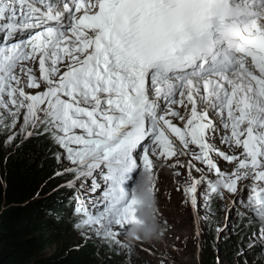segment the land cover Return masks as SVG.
Returning <instances> with one entry per match:
<instances>
[{"label": "snow or ice", "instance_id": "snow-or-ice-1", "mask_svg": "<svg viewBox=\"0 0 264 264\" xmlns=\"http://www.w3.org/2000/svg\"><path fill=\"white\" fill-rule=\"evenodd\" d=\"M0 134L12 148L51 136L74 228L129 264L139 172L189 157L183 192L196 212L199 191L201 224L223 232L211 205L231 200L229 217L261 224L238 264L256 248L264 264V0H0Z\"/></svg>", "mask_w": 264, "mask_h": 264}, {"label": "trees", "instance_id": "trees-1", "mask_svg": "<svg viewBox=\"0 0 264 264\" xmlns=\"http://www.w3.org/2000/svg\"><path fill=\"white\" fill-rule=\"evenodd\" d=\"M53 148V140L46 134L28 138L16 148L0 149V264H125L120 263L114 250L109 249L111 258L99 259V252L92 246L74 242L78 220L73 215L69 218L66 202L50 204L52 196H45L44 186L57 169ZM37 192L42 196L29 201ZM218 207L223 208L222 213L217 212ZM60 209L67 215L57 219L51 213ZM211 212L219 215V226L227 219L223 203L215 198ZM230 223L233 233H220L215 230V223L212 229L202 225L199 216L203 237L200 264L233 263L238 247L246 242L245 235L260 227L258 223H246L243 217ZM48 248H54L49 255L45 254ZM259 252L256 248L250 253Z\"/></svg>", "mask_w": 264, "mask_h": 264}, {"label": "rangeland", "instance_id": "rangeland-1", "mask_svg": "<svg viewBox=\"0 0 264 264\" xmlns=\"http://www.w3.org/2000/svg\"><path fill=\"white\" fill-rule=\"evenodd\" d=\"M28 91L35 92L38 90ZM17 128H19V125H17ZM6 138L7 134H0V149L3 148L6 150L9 148L8 145L4 144ZM216 143L219 144L218 140ZM53 145V151L63 152V150L59 149L58 145L55 144L54 140ZM186 158V156H183V158L180 159L181 163H183ZM196 163L198 164V162ZM221 164L222 167L228 171H230L233 167L226 162H221ZM197 167L203 166L197 165ZM161 168H163V166ZM59 169L60 165L57 164L55 173ZM176 172H180L181 176L177 177L175 175ZM55 173L44 186V190H47L46 192H48L45 196H52L50 204H53V202H57L58 200L63 203L69 194V188L67 187L66 183L68 176L66 174L56 175ZM175 173L170 175L168 170L163 168L162 176L159 177V185L161 188L159 187L157 200L160 210V224L162 226V232L157 238L150 240L140 239L131 241L127 235L125 244L135 248V259L131 261V264H161L162 260L164 261V264H200L199 251H202L203 242L202 232L200 233L199 225V204L202 203V201L199 200L200 193L199 191L197 193L198 209L196 212H194L187 200L186 194L183 192L185 181H187L189 178L188 169L186 168L185 170L183 167H176ZM191 175L198 176L199 173L193 171ZM177 181H179V187L181 188L180 191L176 190L178 187ZM41 196L42 195H36L35 198H39ZM222 203L224 207V215L226 214L224 218L227 219H225L226 221L223 220L222 224L220 225V227H224V231L220 233L227 232L231 234L233 233V224L230 223V220L232 221L237 218L234 213L231 217H229V209L233 207V203L227 198ZM68 214L69 218H71L72 212L69 211ZM84 231H86L84 228L78 229L76 231V237L73 238V241H79L81 244H89L92 246L96 253L99 252V259L112 257V255L109 253V248L105 247V245L98 239H86L84 236H82L81 232ZM89 236H91V233H89ZM141 245L144 249H146L145 251L140 250ZM53 249L54 248H48L45 251V254H51ZM102 249L105 250L103 253L101 252ZM147 249H151V251H147ZM125 251L126 248L121 246L119 247L118 252L115 251V255L118 256L120 263L129 264V260L125 255ZM234 259L235 260H233V263H230L229 261H225V263L238 264L239 258L235 256ZM248 262L249 264H259V255L248 253Z\"/></svg>", "mask_w": 264, "mask_h": 264}, {"label": "clouds", "instance_id": "clouds-1", "mask_svg": "<svg viewBox=\"0 0 264 264\" xmlns=\"http://www.w3.org/2000/svg\"><path fill=\"white\" fill-rule=\"evenodd\" d=\"M70 176V175H69ZM70 178V177H69ZM72 179L66 181V183ZM155 182V177L147 172L140 174L137 184L134 186L135 199L137 200V212L140 223L131 226L128 237L131 241L135 240H150L157 238L162 232L160 224V210L157 197L152 191V185ZM48 193V192H47ZM75 195L74 189H69L68 197L64 200L69 204L70 199ZM76 201H73L75 204ZM72 212L71 208H68ZM78 221L81 219L79 215L74 216ZM226 221V220H225Z\"/></svg>", "mask_w": 264, "mask_h": 264}, {"label": "bare ground", "instance_id": "bare-ground-1", "mask_svg": "<svg viewBox=\"0 0 264 264\" xmlns=\"http://www.w3.org/2000/svg\"><path fill=\"white\" fill-rule=\"evenodd\" d=\"M183 157H181L180 159H182ZM179 159V160H180ZM189 159V157H187L186 158V160L183 162V164L185 165L184 167H183V169L185 168V170H186V168H187V160ZM194 163H196V162H194ZM197 165H199V164H197ZM231 165V164H230ZM163 166V168H166L167 170H168V172H169V174L170 175H173L174 173H175V169H176V167H180L179 165H177L176 163H175V161L174 160H169V161H167L165 164H163L162 165ZM163 168H160L161 169V171H160V176H162V169ZM182 172V171H181ZM196 176V175H195ZM172 177V176H171ZM159 181H158V186H157V189H156V197H157V195H158V192H159V187H160V185H159ZM161 188V187H160Z\"/></svg>", "mask_w": 264, "mask_h": 264}, {"label": "water", "instance_id": "water-1", "mask_svg": "<svg viewBox=\"0 0 264 264\" xmlns=\"http://www.w3.org/2000/svg\"><path fill=\"white\" fill-rule=\"evenodd\" d=\"M36 195H39V192L35 193L34 196H33L32 198H30L29 201H33V200H35V199H38V198H35ZM39 198H40V197H39ZM29 201H28V203H29Z\"/></svg>", "mask_w": 264, "mask_h": 264}]
</instances>
